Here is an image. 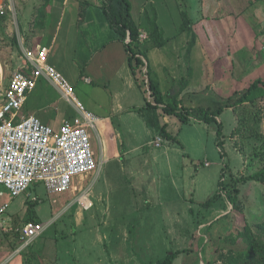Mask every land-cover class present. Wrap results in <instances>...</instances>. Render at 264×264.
Masks as SVG:
<instances>
[{
  "label": "rangeland",
  "instance_id": "rangeland-1",
  "mask_svg": "<svg viewBox=\"0 0 264 264\" xmlns=\"http://www.w3.org/2000/svg\"><path fill=\"white\" fill-rule=\"evenodd\" d=\"M88 1L103 2L76 0L74 5L86 9ZM129 1L134 20L146 32L141 34L148 36L135 46L143 62L147 58L152 66L153 79L160 83L167 104L174 102L175 95L180 96V90L195 91L182 101L192 110L190 123L183 124L175 116H168L167 121L158 110H146V119L153 120L149 129H142L130 115L122 121L114 117L110 127L97 124V130L89 129L97 160L107 161L90 195L94 202L91 211L83 212L70 191L50 195L44 185L18 197L7 193L9 207L0 226V264H155L169 252L187 249L177 264L261 262L258 252L252 256L250 251L264 244V182L237 180L264 171V91L253 102L239 104L251 85L264 80V0ZM49 2L7 0L0 22V93L15 74L29 71L21 69L27 55L44 46ZM151 3L160 10L155 35L149 23L147 29L144 24L148 17L158 20ZM112 11L119 15L120 6L116 4ZM162 39L166 40L164 48H157ZM115 45L121 49L123 43ZM72 48L70 44L69 50ZM171 65L179 67L175 95H170V76L163 69L172 70ZM72 69L68 73L61 70V74L74 86L79 101L99 118L107 117L117 103L140 108L147 100L153 102L147 93L146 68L139 75L141 85L125 87L119 97L111 87L82 84L86 69L78 77L77 70ZM221 107L225 109L219 116L224 123L225 145L219 148L217 125L201 119ZM77 112L41 78L28 95L21 116L33 114L59 129L70 117L78 119ZM165 124L178 142L162 137ZM158 137L164 140L161 149L155 147ZM168 147L171 151L167 154L161 152ZM136 175L141 179L136 180ZM96 177V172L87 175L83 185L88 188ZM112 189L122 192L127 208L138 203L137 210L149 211L162 200L166 203L157 214L149 212L153 220L126 228L119 222L128 215L126 211L96 199ZM211 199L214 201L207 205ZM195 201L200 202L196 207ZM32 222L50 226L21 250L23 229Z\"/></svg>",
  "mask_w": 264,
  "mask_h": 264
},
{
  "label": "built area",
  "instance_id": "built-area-1",
  "mask_svg": "<svg viewBox=\"0 0 264 264\" xmlns=\"http://www.w3.org/2000/svg\"><path fill=\"white\" fill-rule=\"evenodd\" d=\"M6 3L7 0H0V22ZM147 39V35L140 34L141 43ZM49 54L40 47L37 53L27 55L21 69L29 71L15 74L8 88L0 93V226L9 207L6 194L18 197L38 185H44L50 195L78 192L76 198L82 209L89 211L93 207L89 199L91 187L79 188L76 181L84 182V177L93 172L98 175L105 163L97 160L89 134V129L97 130L101 120L79 101L69 80L49 64ZM41 78L77 109L78 119L66 120L55 129L35 115L21 116L28 95L36 90ZM163 141L158 137L155 147H161ZM49 226L43 222L28 223L23 229L21 250L31 246Z\"/></svg>",
  "mask_w": 264,
  "mask_h": 264
},
{
  "label": "crops",
  "instance_id": "crops-1",
  "mask_svg": "<svg viewBox=\"0 0 264 264\" xmlns=\"http://www.w3.org/2000/svg\"><path fill=\"white\" fill-rule=\"evenodd\" d=\"M75 1L76 0H50L49 2L48 17L46 20V28L44 30V38H43L44 46H42L43 48H46L50 53L49 64L54 66L55 69L58 70L60 73H62V71H64L65 73H68L69 68L70 69L75 68L77 70L76 71L77 77L79 76L82 70L86 69L85 75L84 76L82 75V78H81L83 82L82 84H85V83L87 85L101 84L103 85V87H109V88L111 87L112 89H114V91L116 92V96L118 97L120 93L125 90V87L132 88V89L138 88V86H140L141 83H138L137 77L134 75L133 71L131 70L129 60H128L129 54L126 51L125 42L121 40V37L111 27L109 20L107 19V17L105 16L102 10V4L104 0L101 4L100 3L94 4L88 1L89 6H87L86 9L83 7V5L75 6L74 5ZM116 4L120 6L119 15H117L116 12L114 13L113 11L112 13L115 16L120 17L121 16L120 0H116L112 4L113 5L112 8L116 7ZM151 4H153L151 5V7H154L156 9V13L158 15V21H159L160 10L156 6L155 3H151ZM82 10L84 11V19L80 22L79 16ZM142 12L144 15H147L148 9ZM70 13L72 14L70 15V17H68ZM133 20H134V16H133ZM134 22L139 28L140 34L146 33L142 30L141 26L136 23L135 20ZM144 24H145V28L147 29V27H149L148 22L146 21L144 22ZM118 41L123 43V45H121L122 46L121 49L115 45V43ZM128 41L129 39H127L126 42ZM70 44H72L73 46L72 51L69 50ZM78 44H80V49L78 48L79 47ZM142 48L143 46L140 47L142 52H145V50H143ZM119 49L125 55L124 62H123V57L118 52ZM146 62L147 64H146V67L144 68H146L147 71L150 69L151 79H153L154 72H153L152 66L149 64L148 60ZM171 67H174V68H172V70H168L167 67H163V69L165 71H168L169 76H170V82H169L170 87H171L170 95H175V93L178 91V88H176V86L179 83V77H178L179 67L178 65H171ZM143 73L144 72L142 71V74ZM86 79H88L89 82L86 81ZM146 81L148 85V81H149L148 76H147ZM157 83L159 84L160 90L163 94L160 83L159 82ZM189 85L190 83H188V86ZM148 90H147V93L149 95V100H152L150 96V92H148ZM189 91L190 93H188ZM193 92L195 91H192L191 88L180 90V96L176 98V96L178 95H175L174 102H177L180 109L188 108V106H185L182 101L186 97V95L191 94ZM118 101H120V99ZM164 101H165V105L161 106L158 109L159 114L162 116L165 115L163 112V107L170 104V103L167 104L166 102L167 100L165 98H164ZM144 107L145 105L140 108L136 106L125 107L122 104L117 103L116 107L113 109L112 112H110V114L107 117L100 118L101 121L99 122V124H102L103 127L105 126L110 127L111 119H113L114 117L115 118L118 117L122 121V118H124V116L130 115L136 121L135 123L138 126L142 127V129L143 128L149 129V127H151V124L153 123V120L146 119V116H145L146 110H144L143 112H140L142 109H144ZM164 117H165V120L167 121L169 120L168 115H165ZM123 126L128 133L133 134L132 131L127 130L126 125L123 124ZM156 139L157 138H155V140ZM161 148L162 146L157 149H161ZM169 149L170 148L168 147L164 151L162 150L161 152L167 154L169 151H171ZM116 161L121 162V160L119 159H117ZM105 163H107V161H105ZM99 174H98V177H96L93 184L89 186V188L91 187L92 189L89 191V199L91 200L93 204L94 202L91 199L90 195L93 191L95 184L100 181ZM134 178H137L136 180L141 179L137 175ZM195 180H198V179L196 178ZM76 182H78L77 186L79 188L81 185H83V182L81 180L80 181L77 180ZM110 182L111 181L108 180L109 185H110ZM114 187L115 186L112 184L111 188H114ZM150 187L151 186H149L148 190H150ZM125 192L131 194L130 191L129 192L125 191ZM133 193H137V192H133ZM72 194L74 195V197L78 196V192L72 193ZM122 196L123 194L121 191L112 189V190H109L108 192L97 195L96 199L98 200V202L102 204H104V201L107 200L110 206L116 208V210L121 211V212L126 211L128 215H126L124 219H120L119 221L121 224H125L126 228H129L130 225H132L133 223L134 224H139V223L146 224L147 222L153 220L154 215H152L149 212H152V213L155 212L157 214L158 209L159 208L161 209L162 204L166 203L162 200L158 206L151 207L150 209H148L149 211H145V210L142 211V208L137 210L138 206H140V204L138 203L134 206V208H131V207L127 208L125 206L126 204L122 201ZM147 197L149 198V202H151L150 198L152 197H151L150 192L147 194ZM199 203H200L199 201L197 202L195 201L193 204H195V207H196ZM205 203L201 202L202 205ZM141 206H142V203H141ZM125 207L127 209H125ZM170 207L173 210V207L171 205ZM91 209L89 211H91ZM81 210L83 212H89V211H84L83 209ZM209 212L211 211H208V212L206 211V213H209ZM209 223L210 222H208L207 224ZM176 251H179V250H175L173 252H176ZM182 255L183 254H181L177 258L175 264H177L179 260H183V258L181 259ZM181 264H185V262L181 261Z\"/></svg>",
  "mask_w": 264,
  "mask_h": 264
},
{
  "label": "trees",
  "instance_id": "trees-1",
  "mask_svg": "<svg viewBox=\"0 0 264 264\" xmlns=\"http://www.w3.org/2000/svg\"><path fill=\"white\" fill-rule=\"evenodd\" d=\"M112 1L114 0H104L102 4V10L105 16L107 17V19L109 20L111 27L121 37V40L125 42L126 51L129 54L128 60H129L131 70L133 71L134 75L137 77L138 83H140V77H138V75H141L142 70L144 67H146V65H144L142 54L139 53L138 51V46H135L140 42L139 41L140 31L133 20L132 4L129 0H120L121 16L118 17L112 13V8H111ZM87 6H89L88 2H87ZM79 18H80V22L84 19L83 10L80 12ZM147 21L149 25L151 26V28L154 29L153 35H155V33L159 31V26L157 22L158 20L148 17ZM160 38H162L161 35H160ZM127 39H129V42H126ZM165 44H166V40L162 39L161 42L158 44L157 48H163ZM147 75L149 77L148 92H150V96L153 102L147 100L144 109H142L140 112H143L144 110H152V111L158 110L161 106L165 105L164 97L160 90L159 84L155 82L153 79H151L150 69L147 71ZM262 91H264V80H259L248 88L247 92L240 98L239 104L243 105V104L253 102L256 99L257 95L261 94ZM224 110L225 109L221 107L217 111H212L211 114H206L203 117V119H201L206 124L215 123L217 125L218 127L217 139H218L219 148L225 145V142L223 140L224 139L223 137L224 136V123L222 121H219V116L223 114ZM163 112L165 115L177 117L183 124L190 123L192 110H189L188 108L180 109L177 102L164 106ZM161 135L164 139L168 141L178 142L177 138H175L168 132L167 124H165L161 128ZM223 156L224 155L222 154V157ZM223 172H224V169L222 170V173ZM249 181L264 182V171L253 174L249 177H240L237 180V182L239 183H247ZM218 186H221L220 183L218 184ZM213 201L214 200L211 199L210 201H208L207 205L211 204ZM189 250L190 249L183 250V251L170 252L167 254V256L163 260L155 264H175L177 258L181 254L187 253ZM250 252L252 253V256H255V252H258V254L261 256V262L257 264H264V244H260L259 249H257V251H255V249L252 247ZM246 263L248 264V262H245V263L242 262V264H246ZM250 264H251V261H250Z\"/></svg>",
  "mask_w": 264,
  "mask_h": 264
}]
</instances>
